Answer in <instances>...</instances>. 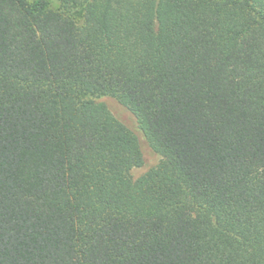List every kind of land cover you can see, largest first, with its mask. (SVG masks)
I'll return each instance as SVG.
<instances>
[{
  "label": "trees",
  "instance_id": "obj_1",
  "mask_svg": "<svg viewBox=\"0 0 264 264\" xmlns=\"http://www.w3.org/2000/svg\"><path fill=\"white\" fill-rule=\"evenodd\" d=\"M0 264H264V0H0Z\"/></svg>",
  "mask_w": 264,
  "mask_h": 264
},
{
  "label": "rangeland",
  "instance_id": "obj_2",
  "mask_svg": "<svg viewBox=\"0 0 264 264\" xmlns=\"http://www.w3.org/2000/svg\"><path fill=\"white\" fill-rule=\"evenodd\" d=\"M28 2H34L35 0H27ZM49 6L56 10L60 7V0H47ZM97 102L104 103L111 114L120 121L125 127H127L136 137L140 146L141 154L143 157V165L140 168H134L131 171V176L134 180L140 178L150 169L157 166L161 157L155 153L149 146L148 142L144 138L142 132L140 131L137 121L134 116L122 105H120L117 100L110 96H97L93 98Z\"/></svg>",
  "mask_w": 264,
  "mask_h": 264
}]
</instances>
